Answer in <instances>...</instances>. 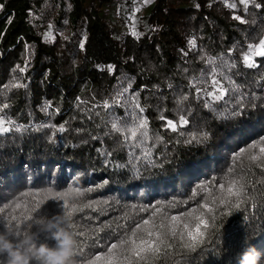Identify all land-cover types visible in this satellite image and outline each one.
Returning a JSON list of instances; mask_svg holds the SVG:
<instances>
[{"label": "trees", "instance_id": "16d2710c", "mask_svg": "<svg viewBox=\"0 0 264 264\" xmlns=\"http://www.w3.org/2000/svg\"><path fill=\"white\" fill-rule=\"evenodd\" d=\"M232 2L235 9L225 7L224 0H135L139 35L133 36V0H0V86L14 83L13 77L24 85L0 87V104L9 105L0 115L27 126L22 134H0V207L17 200L23 204L38 189L92 188L86 199L109 203L95 214L85 210L90 224L116 228L128 213L131 226L145 215L141 207L174 201L176 206L165 211H187L204 198L202 192L193 198V189L218 183L230 166L239 173L241 161L234 165L233 153L264 136V58L255 57L251 68L242 60L247 44L264 36V8L245 11L239 0ZM233 12L245 23L234 20ZM49 23L51 38L45 40ZM190 37L195 47L188 46ZM26 56L27 70L20 73L15 66L23 67ZM209 56L220 57L217 65L236 64L221 71L239 87L205 108L208 98L199 96L189 79L210 70L204 63ZM121 88L128 91L121 103L113 104ZM132 94L149 121L143 148L111 130L113 118L131 122L132 113L138 114L131 106ZM184 94L189 98L178 106L177 97ZM240 95L246 107L231 116ZM105 99L108 109L101 105ZM46 103L47 112L42 110ZM180 114L189 119L187 125L175 132L162 127L161 115L177 120ZM60 124L64 132L49 126ZM200 131L208 133L207 140L185 144L189 133ZM157 133L162 140H155ZM243 164L247 169L246 159ZM252 172L246 179H264L259 169ZM249 193L253 199L239 208L225 214L220 207L214 220L206 216L211 226L194 252L177 241L159 264H238L245 240L264 251V184L255 191L249 187ZM45 204L42 214L58 211ZM100 236L102 243L109 242L104 232Z\"/></svg>", "mask_w": 264, "mask_h": 264}, {"label": "snow or ice", "instance_id": "6c2138e0", "mask_svg": "<svg viewBox=\"0 0 264 264\" xmlns=\"http://www.w3.org/2000/svg\"><path fill=\"white\" fill-rule=\"evenodd\" d=\"M151 0H142V3L148 4ZM135 5V0H133ZM225 7L235 9V2L229 3V0H224ZM239 5L243 6L247 11L249 6L256 9L264 8V0L256 2V0H239ZM3 7V6H0ZM196 7H199L197 4ZM139 10L138 6L132 9L133 15L129 17L132 21L130 32L133 36H138L136 31L135 13ZM31 14V12L29 13ZM232 18L241 23H245L242 15L233 12ZM52 24L49 23L48 31L43 34L45 40L51 38ZM187 44L190 48L196 46V40L193 37L187 39ZM81 49L84 48V41H80ZM28 45H25L27 52ZM229 52L232 51L230 48ZM255 57L264 58V36H261L256 43H248L247 51L243 53L242 60L245 67H255ZM220 57H207L204 60L206 65L210 66L207 72H201L199 77L189 79V86L195 87V92L199 96H206L208 101L204 107L212 106L211 102L222 100L230 91L238 90V85L233 81L231 75L221 71V67L236 68L235 63L222 62L217 65V60ZM28 59L25 57V65L23 67L17 65L20 73L27 70ZM109 73L112 72V66H108ZM218 76H222L230 88L225 87ZM14 83L0 86L2 88H21L22 83L12 78ZM197 84H202L204 87H198ZM131 81H129V87ZM155 87V85H154ZM209 88L211 90H209ZM128 88H121L115 96L112 97L113 104L121 103L123 93H126ZM188 94L177 97L176 103L179 106L183 101L188 100ZM254 98V94H253ZM80 101V97H77ZM103 108H110L108 99L101 102ZM131 106L138 109L132 113L131 122L120 121L119 118L111 120V130L123 136L125 142H134L143 148L144 143L149 139V121L143 114L145 109L140 105L135 94H132ZM9 107L7 104H0V109ZM96 107V105H93ZM244 97L237 96L236 109L229 113L231 116L241 114V110L245 109ZM48 104L43 107V111L47 112ZM163 111V110H161ZM127 115V113H126ZM164 123L162 127L172 132L177 131L178 126H184L189 123V119L185 115L180 114L177 120L169 119L161 115L159 117ZM56 131L64 132L65 125H49ZM27 129L26 125L16 124L10 118L0 115V134H9L12 132L23 133ZM79 131V129H77ZM190 139L185 140V144L193 141L201 143L208 139V133L200 131L199 133H189ZM163 137L157 133L155 140L160 141ZM152 147H155L153 144ZM149 152L147 149L143 151V156L147 158ZM247 160L248 167L244 168L243 161ZM240 160V169L238 173L236 168L230 166L224 176L219 178L218 183L210 185L202 184L193 189L192 197L195 198L199 193L204 194L203 201L194 208H190L184 212L170 214L165 211V208L176 206V202H160L149 207L139 208V212L145 213L138 221H133L131 226L129 221L132 217L125 213L120 219L123 224H118L116 228L110 225H92L89 223L91 217H84L85 210H90L93 214L97 212L101 204L107 205V200L94 201L86 199V193L92 191V188L84 189L76 186H69L63 190L57 191L53 187H48L43 190H36L31 194V199L21 204L20 201L10 202L0 207V231H7L10 238H17L18 235L33 226L35 220L42 215L44 208L47 207L46 201L54 204L58 211H62L65 216L71 220L70 227L73 229V234L76 239V250L74 253V264H159L162 257L168 256L173 252L175 242H179L184 249L195 251L200 242L205 238L206 230L211 226V220L206 219V216L212 220L215 219V212L222 207L225 214L229 210L237 209L241 204L253 199L249 193V187L255 191L258 184H264V179L253 183L251 178L246 179V174L254 175L253 169H259L264 175V136H260L258 140L247 145V148H241L238 152L233 153V164ZM135 171V170H134ZM107 184L108 181L103 182ZM102 185H97L99 188ZM29 196V193L22 194ZM11 209V211H9ZM78 216L80 219L78 220ZM122 230V234L121 233ZM104 232L108 243H102L100 233ZM86 249H95L94 254H89ZM0 264H3V256H0Z\"/></svg>", "mask_w": 264, "mask_h": 264}, {"label": "clouds", "instance_id": "9594fccd", "mask_svg": "<svg viewBox=\"0 0 264 264\" xmlns=\"http://www.w3.org/2000/svg\"><path fill=\"white\" fill-rule=\"evenodd\" d=\"M70 224L69 217L62 211H55L39 216L33 226L17 238H10L7 231H0L3 264H74L76 239ZM237 259L238 264H264V251L245 240Z\"/></svg>", "mask_w": 264, "mask_h": 264}, {"label": "rangeland", "instance_id": "374dc122", "mask_svg": "<svg viewBox=\"0 0 264 264\" xmlns=\"http://www.w3.org/2000/svg\"><path fill=\"white\" fill-rule=\"evenodd\" d=\"M135 6H137V5L135 4ZM129 15H130V14H129ZM130 16H131V15H130ZM130 21H131V20H130ZM131 23H132V21H131ZM125 24L129 25V23H128V22H126ZM127 25H126V26H127Z\"/></svg>", "mask_w": 264, "mask_h": 264}]
</instances>
